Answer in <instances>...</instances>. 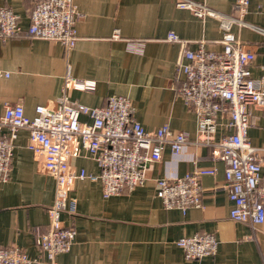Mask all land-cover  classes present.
I'll use <instances>...</instances> for the list:
<instances>
[{"label":"crops","instance_id":"obj_1","mask_svg":"<svg viewBox=\"0 0 264 264\" xmlns=\"http://www.w3.org/2000/svg\"><path fill=\"white\" fill-rule=\"evenodd\" d=\"M40 0H0L29 24V12ZM83 18L77 23L79 39L67 51L63 44L35 37L0 40V114L6 102L21 103L29 116L39 104L54 105L61 94L68 65L71 73L96 82L95 90L70 88L73 100L90 106L105 104L110 95L131 99L136 118L147 130L169 123L174 130L189 132L190 142L180 154L167 146L158 162L146 166L145 185L105 197L100 181L77 178L70 196L76 212L63 214L66 225L76 229L68 252L59 264H264V223L253 227L231 219L232 201L225 184V163L218 146L199 141L197 115L178 92L179 42L169 40L175 31L196 49L205 40L207 49L222 50V31L212 16L200 18L179 8L176 0H75ZM211 8L232 13L235 0H197ZM245 20L264 29V0H251ZM115 29L120 38H113ZM244 47L255 52L254 76L264 64V32L235 24ZM144 42L143 51H131L127 40ZM251 142L264 160V109L251 107ZM7 130H2L1 133ZM226 129L221 125L216 134ZM1 135V134H0ZM29 132L20 129L15 139L11 172L0 178V246H19L31 257L45 259L37 237L49 227L48 208L54 201L55 180L44 155L29 148ZM194 142V143H192ZM70 167L98 174L97 162L75 142ZM196 167L215 168L201 178V206L186 212L167 209L157 196L155 179H174ZM213 233L217 252L201 259H187L177 240L196 233Z\"/></svg>","mask_w":264,"mask_h":264},{"label":"built area","instance_id":"obj_2","mask_svg":"<svg viewBox=\"0 0 264 264\" xmlns=\"http://www.w3.org/2000/svg\"><path fill=\"white\" fill-rule=\"evenodd\" d=\"M250 2L235 0L232 13H224L201 1L176 0L179 8L189 9L200 18L212 16L218 20L223 45L220 51L207 49L205 40L196 49L188 48L187 41L175 31H170L167 38L182 47L177 60L180 74L177 90L197 115L200 140L195 143L218 146L224 160V187L233 203L230 217L258 227L264 223V160L258 157L260 148L252 144L249 130L253 123L251 107L264 109V64L260 75L254 76L251 65L256 54L246 49L233 31L238 24L264 32L245 20ZM82 18L75 0L35 2L27 26H23L20 15L11 8L0 6V40L43 38L59 42L70 51L79 39L77 23ZM120 37V30L115 29L113 38ZM143 46L141 40H127L131 51L142 52ZM0 75L8 74L0 69ZM71 87L95 90L96 82L74 76L68 65L61 94L54 105L39 104L35 115L29 116L21 103L4 104L0 114V178L9 177L15 139L20 129H27L28 146L43 153L45 168L55 180V194L48 208L49 227L37 237L45 259L31 257L19 246H0V264H59L58 255L68 252L76 238L75 227L66 225L62 217L65 212H76L77 199L70 196V190L77 178L100 181L105 197L131 191L145 185L147 164L160 161L167 146L178 155L190 142L189 132L174 130L169 123L147 130L136 118L127 96L113 94L105 104L90 106L73 100ZM221 125L226 131L217 138ZM4 129L7 131L1 133ZM75 142L97 162L98 174L84 168L79 172L71 169ZM215 171L196 167L174 179L157 178L156 194L167 209L186 212L192 206L199 207L203 196L201 178ZM218 243L209 232L177 240L187 259L214 255Z\"/></svg>","mask_w":264,"mask_h":264}]
</instances>
